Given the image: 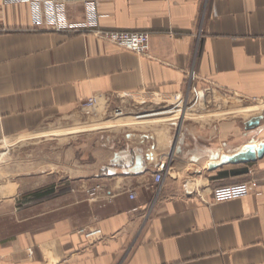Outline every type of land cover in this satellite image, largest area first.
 Here are the masks:
<instances>
[{
  "label": "crops",
  "instance_id": "0c3cea01",
  "mask_svg": "<svg viewBox=\"0 0 264 264\" xmlns=\"http://www.w3.org/2000/svg\"><path fill=\"white\" fill-rule=\"evenodd\" d=\"M97 8L102 29L150 32L149 54L88 30L37 28L28 5L0 0V140L75 136L81 153L75 174L23 195L0 264H264V155L228 161L264 143L258 127L234 113L155 118L190 102L192 86L209 88L206 105L264 100V0ZM67 15L87 17L80 3ZM241 182L249 195L214 200L215 188ZM95 227L102 235L87 240L82 230Z\"/></svg>",
  "mask_w": 264,
  "mask_h": 264
},
{
  "label": "rangeland",
  "instance_id": "374dc122",
  "mask_svg": "<svg viewBox=\"0 0 264 264\" xmlns=\"http://www.w3.org/2000/svg\"><path fill=\"white\" fill-rule=\"evenodd\" d=\"M261 105L264 106V100L248 101L241 104L229 95H222L216 100V103L206 105L205 101H202L194 107L189 105L187 108L174 110L155 118H168L179 122L185 114L187 117H192L197 111L202 114L218 113L220 115L222 113L217 117L234 113V116L244 117L248 121L253 117L260 116L262 119L258 128L256 127L257 129L254 130V138L263 141L264 110L263 107L258 110ZM247 108H250L248 110H252V112L237 113L238 110L245 112ZM117 109L113 111V115L117 117L126 115V111L121 109L122 113L120 114L117 113ZM165 110L168 108L159 109V111ZM57 138L45 142H40L42 138L27 137L0 140V235H11L19 228L16 213L20 210L23 195L43 190L51 186L54 181L64 179L70 174H75V170H79L70 167L75 166L77 162L73 157L78 158L81 155L75 150L78 140L75 136ZM258 146L260 147V145Z\"/></svg>",
  "mask_w": 264,
  "mask_h": 264
},
{
  "label": "built area",
  "instance_id": "2783aa9c",
  "mask_svg": "<svg viewBox=\"0 0 264 264\" xmlns=\"http://www.w3.org/2000/svg\"><path fill=\"white\" fill-rule=\"evenodd\" d=\"M5 2L28 5L31 10L34 26L37 28L73 32L88 30L109 43L133 51L139 55L149 54L150 32L105 30L99 26L98 0H5ZM75 3H80L86 10L87 17L83 22H72L68 18L67 9ZM192 78H195L194 73H192ZM208 92L209 88L199 89L196 86H192L190 104L181 99L168 108V110H181L182 108H187L189 105L190 107H194L205 100ZM96 104V97H91L83 103V108L86 113H90ZM117 113L121 114L122 110L117 109ZM162 180L163 175L158 173L155 176V181L160 183ZM250 192L251 183L241 182L215 188L213 190V198L215 201H225L247 196ZM82 234L87 240H96L102 235V229L99 227L84 229L82 230Z\"/></svg>",
  "mask_w": 264,
  "mask_h": 264
},
{
  "label": "water",
  "instance_id": "95a60500",
  "mask_svg": "<svg viewBox=\"0 0 264 264\" xmlns=\"http://www.w3.org/2000/svg\"><path fill=\"white\" fill-rule=\"evenodd\" d=\"M262 117L256 116L251 120L246 122V128L252 129L259 126ZM264 155V143L260 145V147H256L255 145L247 146L245 151H241L231 157L228 158V161L231 163H247L250 161H255L258 158Z\"/></svg>",
  "mask_w": 264,
  "mask_h": 264
},
{
  "label": "bare ground",
  "instance_id": "6f19581e",
  "mask_svg": "<svg viewBox=\"0 0 264 264\" xmlns=\"http://www.w3.org/2000/svg\"><path fill=\"white\" fill-rule=\"evenodd\" d=\"M263 107V110H264V106H259V108H258V110H261V108ZM254 109V111H255V108H253ZM257 111V110H256ZM165 112V114L167 113V112H169V113H171L172 111H169V110H167V111H164ZM164 112H161V113H164ZM247 112H252V110H249V111H247ZM239 113H246V112H239Z\"/></svg>",
  "mask_w": 264,
  "mask_h": 264
}]
</instances>
